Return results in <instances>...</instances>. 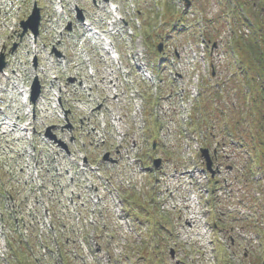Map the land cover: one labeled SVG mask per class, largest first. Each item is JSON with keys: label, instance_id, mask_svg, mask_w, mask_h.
Returning <instances> with one entry per match:
<instances>
[{"label": "rangeland", "instance_id": "374dc122", "mask_svg": "<svg viewBox=\"0 0 264 264\" xmlns=\"http://www.w3.org/2000/svg\"><path fill=\"white\" fill-rule=\"evenodd\" d=\"M38 1L44 6V1ZM72 1L90 7L89 16L104 25L101 15L109 14L107 8H94L92 0ZM113 1L123 4L122 11L130 20L128 28L119 24L124 37L118 34L115 41L130 72V83L125 85L108 59L99 57L101 52L93 41L78 32L68 43L69 77L62 74V79L71 108L84 115L94 104L77 82L68 79L78 80L76 62L85 72L79 49L87 45L89 52L96 53L91 58L100 88L94 93L102 99L107 129L102 131L99 125L101 115L92 125L108 137L107 147L96 150L94 159L110 150L118 161L99 163L105 178L99 184L100 202L95 206L89 197L92 192L84 187L78 210L68 204L67 192L49 194L48 203L38 193L25 198L22 175L13 172L15 163L8 153H2V144L11 148L12 137L1 132L0 245L5 258L0 255V264H36L28 253L31 245L37 264H264V161L248 150L258 108H264L259 95L264 75L258 71L260 63L252 68L248 54L239 53L235 46L237 36L245 40L252 34L246 22L234 19L231 11L237 0H232L231 8L228 0H191L188 8L184 0H173L177 6L173 11L177 8L183 13L185 25L180 32L157 17L164 1L167 8L170 0ZM19 3L0 0V17L14 15ZM31 6L32 0H26L21 13L26 14ZM153 15L159 22L148 30ZM159 36L166 39L162 55L156 50ZM137 51L150 79L131 66ZM247 79L255 81L249 84ZM29 82L25 76L15 84L22 88ZM6 84L1 78L0 110L14 94L12 84L13 93L2 91ZM136 88L138 105L129 97ZM198 96L203 103L198 104ZM110 113L119 120L120 133L111 127ZM203 113L211 115L208 124L202 122ZM230 124L239 125L241 139L227 131ZM84 141L86 152H91L90 140ZM154 142L158 143L155 149ZM202 147L216 150L214 176L206 169ZM157 157L162 158L159 168L153 163ZM46 177L47 171L44 181ZM95 181L98 185L99 179ZM189 196L195 204L187 207ZM195 207L203 215L196 214V223H188ZM201 226L206 233L198 236ZM20 237L30 241L22 243Z\"/></svg>", "mask_w": 264, "mask_h": 264}, {"label": "trees", "instance_id": "16d2710c", "mask_svg": "<svg viewBox=\"0 0 264 264\" xmlns=\"http://www.w3.org/2000/svg\"><path fill=\"white\" fill-rule=\"evenodd\" d=\"M233 1L231 0L230 3ZM232 5V4H231ZM233 16L238 22L246 20L251 28L252 34L245 40L237 36L235 46L239 53L248 54L251 67L254 68L260 63L258 71L264 75V0H237L233 11ZM252 84L254 79H247ZM260 101H264V76L261 83ZM256 99H254V102ZM258 115L254 119L256 131L250 136L255 151L264 152V108H258ZM258 127V129H257ZM260 148V149H257ZM263 148V149H262Z\"/></svg>", "mask_w": 264, "mask_h": 264}, {"label": "water", "instance_id": "95a60500", "mask_svg": "<svg viewBox=\"0 0 264 264\" xmlns=\"http://www.w3.org/2000/svg\"><path fill=\"white\" fill-rule=\"evenodd\" d=\"M39 22H40L39 10L35 9L33 15L30 17L29 21L24 23V28L26 30L27 26H30L35 31V33H37ZM37 94H38V91L35 92L34 98H36ZM203 153H204V155L206 156V158L208 160V166L210 168L211 167V160L209 158L208 151L206 149H204Z\"/></svg>", "mask_w": 264, "mask_h": 264}, {"label": "bare ground", "instance_id": "6f19581e", "mask_svg": "<svg viewBox=\"0 0 264 264\" xmlns=\"http://www.w3.org/2000/svg\"><path fill=\"white\" fill-rule=\"evenodd\" d=\"M116 21V20H115ZM169 191V190H168ZM188 201H190V203H188L186 206L187 207H189V206H191L192 205V203L193 204H195V201L194 200H192L191 198H189L188 199ZM198 207H195V209L193 210V216L190 218V219H194L195 218V216H196V214H200V215H203L202 213H201V209L200 208H198ZM204 216H202V218H203ZM190 219H187V222L188 223H192L194 220H192V221H190ZM193 223H196V221H194ZM190 225V224H189ZM206 233V231L204 230V226H201L200 227V229L197 231V235L198 236H200V235H203V234H205Z\"/></svg>", "mask_w": 264, "mask_h": 264}]
</instances>
